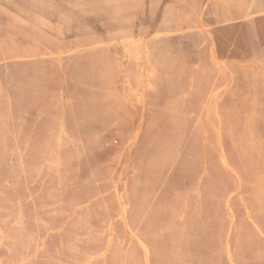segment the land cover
Here are the masks:
<instances>
[{
	"label": "rangeland",
	"instance_id": "obj_1",
	"mask_svg": "<svg viewBox=\"0 0 264 264\" xmlns=\"http://www.w3.org/2000/svg\"><path fill=\"white\" fill-rule=\"evenodd\" d=\"M249 10H264V0H0L1 264H85L109 240L107 219L121 211L116 193L150 264H231L228 235L237 264H264V13L242 17ZM156 14L182 33L166 42L165 76L135 147L124 151L143 114L138 49L57 59L46 46L53 39L66 51L73 39L120 29L130 36ZM121 52L133 57L125 67L116 63ZM222 84L214 104L195 97ZM90 202L79 222L67 220ZM112 237L94 264H145L122 225Z\"/></svg>",
	"mask_w": 264,
	"mask_h": 264
},
{
	"label": "bare ground",
	"instance_id": "obj_2",
	"mask_svg": "<svg viewBox=\"0 0 264 264\" xmlns=\"http://www.w3.org/2000/svg\"><path fill=\"white\" fill-rule=\"evenodd\" d=\"M56 1V0H55ZM166 1V0H165ZM164 2V1H163ZM61 4V3H60ZM59 5V4H58ZM162 6V5H161ZM207 7V2H205L204 4H202V7L200 9V12H199V18L201 19V22L203 21V14H204V11ZM264 13V10H249L246 12V14H244L242 17L244 18H250L254 15H260ZM157 17L156 19H154L153 21L151 22H148L140 27H137V28H132L133 31H135L134 34L132 35H127V34H123L124 30H115V31H105V32H102V33H99L97 36H96V40L94 41H91L90 43H76L78 40L76 39H73L71 41V46L68 50L64 51L62 50L60 47H59V43H56L54 44L53 42V39L52 41L50 42H47V46H46V50H47V55L49 56H52V57H55L57 59H61L64 55L66 54H72L73 53H77L79 51H82V50H85V49H98V50H101L103 52H108L110 49H116L118 47H120L121 49L122 48H128L127 51V54H128V51L129 49L131 48V46L133 47L135 45V49H138V51L136 52V57L134 56V60H139L141 61V65L139 67V69L141 70V74H142V77H141V80L140 82L137 84L138 86V89H137V96H138V100L142 106V112L143 114L139 117V123L138 125H135L134 129L132 130L133 131V135H132V138L127 142L126 146L124 147V151L126 150H130L132 146H134L135 142L137 141V137L139 135V132H141L142 130V127L144 125V121H145V118H146V111H148L150 108L147 106V102H148V98L150 97V94L151 93H156L157 92V89H158V82L161 81L165 74H163V70H166V66H165V63L166 61L168 60V55L166 54V49H167V44L166 42L174 37H179V35L181 36V29H179L178 27H175V28H172L169 24H167V22L165 20H163L162 18H160V16H158V14H156ZM198 18V17H197ZM85 19V17H84ZM41 21V20H39ZM38 22V21H37ZM198 23V21H197ZM202 24V23H201ZM199 28V27H198ZM202 28V27H201ZM201 31H203L201 29ZM80 32V31H79ZM138 32H140V34H138ZM205 33V30L204 32ZM80 34V33H79ZM209 34V33H208ZM77 36V35H76ZM26 37L29 39V37L26 35ZM37 36H31L30 37V40H37L36 38ZM40 37H43V38H46L43 36V34L40 36ZM211 39H213L212 35H210ZM215 37V36H214ZM209 39V37H208ZM49 40V39H48ZM206 42V41H205ZM204 43V42H203ZM211 44V43H210ZM214 44V43H213ZM223 45V44H222ZM55 46L56 47V50L54 51L52 48V50H48L47 47H53ZM130 46V48H129ZM217 47V46H216ZM123 49V52L125 51ZM132 49V48H131ZM134 49V50H135ZM133 50V49H132ZM125 53V52H124ZM123 53V54H124ZM134 53V52H133ZM116 54V53H115ZM122 54V52L120 53V55H118L119 57V62H117L116 60V63H121L122 66H123V60H129L133 57L130 58H127L126 56H124ZM126 54V53H125ZM216 54V53H215ZM109 55V54H108ZM131 55V54H130ZM132 56V55H131ZM136 58V59H135ZM217 60V59H216ZM219 61V60H218ZM136 62V61H135ZM216 62V61H215ZM114 63V61H113ZM221 63V62H220ZM236 63V62H235ZM127 64V63H126ZM222 64V63H221ZM68 66V64H66ZM66 66V67H67ZM121 66V67H122ZM139 66V65H136V67ZM218 66V65H217ZM225 66V65H224ZM120 67V68H121ZM125 67V66H123ZM199 67V66H198ZM256 67V66H254ZM257 68H258V65H257ZM138 69V68H137ZM216 69V68H215ZM228 69V68H227ZM259 70V69H258ZM65 71V70H64ZM195 71V70H194ZM229 73V72H228ZM192 75V74H191ZM232 76V75H231ZM127 77V76H126ZM191 78V77H190ZM228 79V78H227ZM192 80V79H191ZM122 84V82H120ZM193 84V82H191ZM126 84V83H124ZM117 85V84H116ZM124 86V85H123ZM122 86V87H123ZM129 86V84H128ZM216 86V85H215ZM117 87V86H116ZM226 85H223L219 88V89H216V88H212L209 93L207 94V96L204 98L203 96L200 97V95H197L195 97H197L198 99H200L201 101H204L205 103V107L206 105H209V104H214L219 98V95L220 93L225 89ZM123 90V89H122ZM121 90V92H122ZM131 91V90H129ZM62 92V91H61ZM61 92L60 93V96H61ZM134 92V90H133ZM115 94V92H113ZM117 93V92H116ZM57 94V93H56ZM113 94V95H114ZM119 94V93H118ZM130 94V92H129ZM63 95V94H62ZM187 95V94H186ZM112 96V95H111ZM124 96V95H123ZM130 96V95H129ZM182 96H185V95H182ZM114 97V96H113ZM116 97V96H115ZM128 97V95H127ZM200 97V98H199ZM117 100H118V96L116 97ZM129 98V97H128ZM184 98V97H183ZM67 99V98H66ZM107 99V98H106ZM62 100V98H61ZM104 100V99H103ZM126 101H128V99L125 98ZM136 100V98H135ZM63 101V100H62ZM59 102V103H63L64 102ZM65 101V100H64ZM125 101V102H126ZM130 101H132L130 99ZM182 101V100H181ZM184 101V100H183ZM66 102V101H65ZM136 102V101H135ZM214 102V103H213ZM127 103V102H126ZM124 103V104H126ZM137 103V102H136ZM123 104V103H122ZM131 104V102H130ZM181 104V103H179ZM67 105V103H66ZM183 105V104H182ZM216 105V104H215ZM211 106V105H210ZM59 107V106H58ZM126 107H128L126 105ZM173 107V106H172ZM209 107V106H208ZM140 108V107H139ZM130 109V108H129ZM215 109V108H214ZM63 111V110H62ZM203 111V110H202ZM201 111V112H202ZM44 112V111H43ZM140 112V111H139ZM151 112V111H150ZM185 112V111H184ZM183 112V113H184ZM209 112V111H208ZM207 112V113H208ZM63 113H65V111H63ZM130 113V112H129ZM141 113V112H140ZM176 113V112H175ZM182 113V114H183ZM178 114V113H177ZM209 114V113H208ZM62 115V114H61ZM126 116V114H125ZM63 117V116H62ZM134 117H135V114H134ZM124 118V117H123ZM133 118V117H132ZM211 118V117H210ZM198 119V118H197ZM122 120V119H121ZM64 121V120H63ZM63 121H61L63 123ZM209 121V120H208ZM136 122V121H135ZM200 122V121H199ZM37 123V122H36ZM61 123V124H62ZM134 122H132L133 124ZM60 124V125H61ZM64 125V123H63ZM213 126V124H212ZM111 127H113L111 125ZM110 127V128H111ZM149 127V126H148ZM109 128V129H110ZM153 128V127H152ZM108 129V130H109ZM146 129V128H145ZM154 129V128H153ZM105 130V129H104ZM220 130V129H219ZM62 131V129H61ZM107 131V130H106ZM167 132V131H166ZM61 133V132H60ZM104 132H102L103 134ZM205 133V131L203 132ZM208 134V133H207ZM220 135V134H219ZM72 138H70L71 140ZM61 140V139H60ZM205 140V139H204ZM203 140V141H204ZM58 141V139H57ZM72 142V141H71ZM76 142V141H75ZM153 142V141H151ZM60 143V141H59ZM75 145V144H74ZM58 147V145H55ZM205 146V145H204ZM135 147V146H134ZM60 148V147H59ZM59 148L57 150H59ZM54 150V149H53ZM55 152V151H54ZM59 152V151H58ZM130 152V151H129ZM79 153V152H78ZM60 154V153H59ZM58 154V155H59ZM225 153H222V155L220 156L222 158V161L223 163L225 162V158H226V155L224 156ZM61 157V156H60ZM59 157V158H60ZM130 157V156H128ZM52 158V157H51ZM58 158V157H57ZM55 160V159H54ZM80 160V159H79ZM131 160V159H130ZM228 160V159H226ZM57 163L58 161H61V159L59 160H56ZM56 163V164H57ZM60 164V163H59ZM58 165V164H57ZM225 166H229L228 163H224ZM233 170V169H232ZM55 171V170H54ZM59 172V170H57ZM206 172V171H205ZM54 173V172H53ZM56 174V173H55ZM59 174V173H58ZM61 174V173H60ZM59 174V176H60ZM61 177V176H60ZM53 178V177H52ZM59 178V177H58ZM62 182V178H59V183L61 184ZM126 184V183H125ZM59 186V185H58ZM61 186V185H60ZM126 185H124L125 187ZM116 193V192H115ZM117 195V200L120 204V214L118 215L119 217L118 218H113V217H109V219H107V229L110 233V236H109V240L107 241L105 247L102 249L101 252H98V253H93L91 255H89V257L86 259V262L85 264H94L96 262L99 261V259H101L102 257H104V255L109 251L111 245H112V236L114 235V229L116 227H118V224L122 225L126 231V233H128L130 235V237H132V239L136 240L137 243H138V246L140 245L143 249V252H144V258H145V264H150V248L148 247V245L144 242L142 236L139 234V229L137 228H134L130 222V219H129V214H128V208H129V204L124 200L123 198V195H121L120 193H116ZM103 195V192H100V193H97L94 195V197L98 198V199H103L105 198ZM228 200H226V203L227 205L230 207V204H229V201H230V197H231V194L228 195ZM128 199V198H127ZM128 201V200H127ZM105 203V202H104ZM90 204H92L91 202L88 203V204H81V203H77L73 209L71 210V212L68 214L67 216V220L69 219H72V221L75 219L76 221V218L78 219L77 222H79L83 215V213L87 214L88 212H90L89 208H90ZM231 208V207H230ZM231 211V210H230ZM232 215V214H231ZM89 217V216H88ZM233 217V216H232ZM232 221V220H231ZM67 223V222H65ZM65 227V224L63 223L62 225H59L58 227H48L47 228V233L42 235V236H39L38 241L37 242V246H40L44 243V240L46 239L45 236L48 235L50 232H55V231H59V230H62L63 228ZM69 231H71L73 229L72 228H68ZM230 229V228H229ZM2 236V235H1ZM3 238V237H2ZM0 238V246L2 244V241L3 239ZM41 241V242H39ZM124 242V241H123ZM226 247H227V254H228V260H230L231 264H237L235 262V260L232 258V255H231V243H230V239H229V235L227 236L226 238ZM44 246V245H43ZM38 249V248H37ZM42 249V247H41ZM37 251V250H36ZM37 253V252H36ZM36 255V254H35ZM51 255V254H49ZM87 256V255H86ZM121 256V255H120ZM29 258H32L31 256ZM133 258V257H132ZM26 261V260H25ZM116 261V260H114ZM27 262V261H26ZM25 262V263H26ZM58 262H61V261H58ZM122 262V261H121ZM2 262L0 261V264ZM24 263V262H23ZM22 263V264H23ZM61 264V263H60ZM123 264V263H122Z\"/></svg>",
	"mask_w": 264,
	"mask_h": 264
},
{
	"label": "crops",
	"instance_id": "obj_3",
	"mask_svg": "<svg viewBox=\"0 0 264 264\" xmlns=\"http://www.w3.org/2000/svg\"><path fill=\"white\" fill-rule=\"evenodd\" d=\"M38 18H39V15L36 14V15L34 16V18H33V23H37ZM41 29H42V28H41ZM42 32H43V31H42ZM46 38H48V36H46Z\"/></svg>",
	"mask_w": 264,
	"mask_h": 264
}]
</instances>
